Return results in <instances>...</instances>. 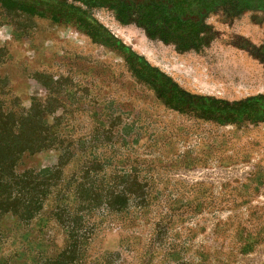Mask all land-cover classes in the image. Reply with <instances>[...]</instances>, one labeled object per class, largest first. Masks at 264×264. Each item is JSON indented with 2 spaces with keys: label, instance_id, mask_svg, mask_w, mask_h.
Wrapping results in <instances>:
<instances>
[{
  "label": "rangeland",
  "instance_id": "1",
  "mask_svg": "<svg viewBox=\"0 0 264 264\" xmlns=\"http://www.w3.org/2000/svg\"><path fill=\"white\" fill-rule=\"evenodd\" d=\"M76 5L190 94L264 95L263 11L214 12L203 44L182 50ZM0 107L35 116L25 132L41 133V151L16 171L49 191L31 219L0 211V264H71L72 229L84 250L73 264H264V121L170 109L114 52L2 4Z\"/></svg>",
  "mask_w": 264,
  "mask_h": 264
},
{
  "label": "trees",
  "instance_id": "2",
  "mask_svg": "<svg viewBox=\"0 0 264 264\" xmlns=\"http://www.w3.org/2000/svg\"><path fill=\"white\" fill-rule=\"evenodd\" d=\"M0 4L73 28L87 36L92 43L114 52L170 109L192 113L221 125L264 121V95L231 104L213 97L190 94L124 44L89 10L76 5L81 4L88 9L114 10L120 22L128 23L135 19L136 24L150 36L175 44L182 50H189L203 44V35L207 31L206 20L210 14L220 10L231 16L247 11L264 12V0H0ZM35 120V116L29 113L18 116L12 110L0 107V192L8 190V195L6 192L0 194V211L3 215L23 211L22 216L31 219L32 215H40L48 199L49 191H40V185L23 181V176L16 171L24 155L41 151L42 144L38 146L41 133L25 132V128L29 125L31 128ZM6 169H11L10 175H3ZM22 204L25 208H21ZM49 212L56 221L61 222L63 216L58 207ZM67 238L69 246L63 258L73 264L80 260L84 250L78 245L77 231H69Z\"/></svg>",
  "mask_w": 264,
  "mask_h": 264
}]
</instances>
